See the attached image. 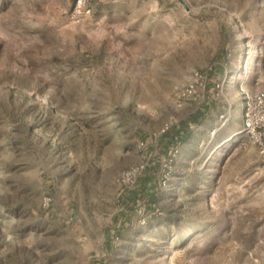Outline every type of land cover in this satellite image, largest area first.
I'll list each match as a JSON object with an SVG mask.
<instances>
[{
  "label": "rangeland",
  "instance_id": "374dc122",
  "mask_svg": "<svg viewBox=\"0 0 264 264\" xmlns=\"http://www.w3.org/2000/svg\"><path fill=\"white\" fill-rule=\"evenodd\" d=\"M74 2L0 0V264H89L108 236L106 264H264V155L242 130L264 0ZM139 163L154 197L134 201L139 179L122 201Z\"/></svg>",
  "mask_w": 264,
  "mask_h": 264
},
{
  "label": "built area",
  "instance_id": "2783aa9c",
  "mask_svg": "<svg viewBox=\"0 0 264 264\" xmlns=\"http://www.w3.org/2000/svg\"><path fill=\"white\" fill-rule=\"evenodd\" d=\"M91 4L92 0H75L74 10L77 13H89ZM212 69L213 67L209 66L205 70H194L187 91L196 93L197 89L205 86ZM242 130L251 136L258 146L259 152L264 155V87L244 92ZM145 168L144 163H139L127 168L120 174L118 182L123 185L122 198L127 192L135 188L138 178ZM140 222L144 223V219L141 218Z\"/></svg>",
  "mask_w": 264,
  "mask_h": 264
},
{
  "label": "crops",
  "instance_id": "0c3cea01",
  "mask_svg": "<svg viewBox=\"0 0 264 264\" xmlns=\"http://www.w3.org/2000/svg\"><path fill=\"white\" fill-rule=\"evenodd\" d=\"M210 110V106H205L203 108V110ZM203 114V111L198 109L195 113H194V117L197 118L198 116H200ZM207 119V117H205V120ZM242 128H243V105H242ZM209 130V128H207V126L205 127V133H207ZM240 132V129H239ZM189 132L187 131H180L178 132V130H176V128L174 130H169L168 132H166L163 137L160 140V147L162 149L163 152H168V154L171 152V150H173L175 147H177V144L179 143V141H177L179 139V137H183L184 135H187ZM177 143V144H176ZM105 232L107 233V235H109V231L108 229L105 230ZM103 244L105 245V248L103 250H101V252L96 253L95 258L92 259V261L89 264H106V262L111 258L112 255H114V253L116 252L115 250H112V242L113 240L111 239V237H106L103 238Z\"/></svg>",
  "mask_w": 264,
  "mask_h": 264
},
{
  "label": "trees",
  "instance_id": "16d2710c",
  "mask_svg": "<svg viewBox=\"0 0 264 264\" xmlns=\"http://www.w3.org/2000/svg\"><path fill=\"white\" fill-rule=\"evenodd\" d=\"M143 172H145V170ZM140 176L138 178V182H139V179H140V181H142V184L143 185L141 186L142 189H140L139 191H141L143 194H139L140 192H138V194H137V196H136V198L134 200L135 202L137 201V199H140L141 198L140 195L146 194L145 196L154 197V194H153L154 192H153V189L151 188V186L153 185L151 178H148L147 176H144V177L142 176V178H141ZM147 182H149V185L147 184ZM137 184H136V186H135L134 189H132L129 192H127V194L123 198V201H125L127 199V197L129 196V193L130 192H132V191H134L136 189Z\"/></svg>",
  "mask_w": 264,
  "mask_h": 264
}]
</instances>
